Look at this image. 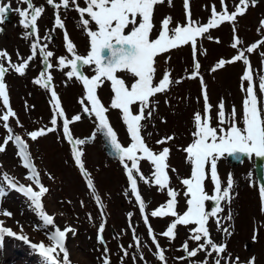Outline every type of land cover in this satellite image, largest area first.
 <instances>
[{
  "label": "snow or ice",
  "instance_id": "obj_1",
  "mask_svg": "<svg viewBox=\"0 0 264 264\" xmlns=\"http://www.w3.org/2000/svg\"><path fill=\"white\" fill-rule=\"evenodd\" d=\"M167 2L169 5L171 4V0H167ZM19 3L27 6L26 8L17 7L15 9L20 17L19 23L26 30H29L28 35L34 37L35 42L31 44V55L19 64H13L8 53L0 51V61L7 60L8 62V67L0 63V100H2L3 108L6 109L0 115V121H3L8 133L3 142L0 143V153L6 151V147L10 142L14 144L22 166L28 173L25 178L30 183L26 185L14 180L7 173L0 174V202L8 195L9 190L24 196L30 202V206L36 212L40 221H42L43 229H52L47 232L48 240L51 242L50 246L40 243L31 244V247L39 252L45 264H72L66 241L70 238V234L75 235V230L67 226L61 229L56 224L55 218L46 212L44 197L49 193V189L41 182L40 173L37 171L29 153L28 143L20 135L14 134L12 127L8 123L10 117L16 118V113L10 107L9 94L5 83V75L9 68L20 76L25 75L26 69L29 68V63L37 56V53L43 58L46 69L53 67L48 61L53 57L54 53L46 50L47 44L41 46L37 29V21L42 16L44 8L35 6L32 0H19ZM162 3H165V0H84L86 6L81 7L77 0H59V3L56 0H47V4L57 10L55 28L65 29L59 10L61 8L67 10L72 6L79 13L80 25L89 37L90 43V50L87 55H79L76 51V46L69 39L65 30V47L71 58L60 57L57 63L61 71L66 68L70 69L66 72L68 80L75 79L82 84L85 95L79 102L83 107V112L88 116L94 117L96 133H100L106 138L126 169L131 195L135 197V201L143 215L144 223L148 226V235L152 240V244L155 245V255L161 261V264H167L165 252L149 224V215L145 214L146 203L138 188L137 178L145 184H154L160 191H167V196L169 197L167 202L150 213L151 217L173 218L166 231L160 235L172 241L176 238L178 225L194 226L190 229L191 235L189 238L196 242V248L190 250L186 241L182 246L186 257L177 259L194 258L197 257L198 253L204 252L207 257H213V253H215L213 257L214 264H221L222 260L225 261V264H241L239 257L232 260L224 255L227 252V245L216 243L213 240L208 223L210 218H215L218 229L226 235H232L229 227L221 225L219 214L224 211L223 207H221L222 202L230 204L232 201L234 180L232 175L229 174L226 186L222 185L218 173L219 162L228 157L237 160H240L241 157H248L249 159L255 157L256 159L264 160V108L260 106L253 83V70L249 59L245 56V51H238V54L231 60H219L211 69V71H216L223 68L225 64L238 61H242L246 66L242 76V81L247 82L246 88L242 84V91L246 92L242 106V127L238 126L235 107L226 116L223 100L217 106L216 120L218 121V126H212V105L209 103L206 85L201 80L204 99L203 116L199 112L194 114L195 130L192 133L193 141L183 149L186 153V161L191 165L190 177L181 179V184L185 188L184 195L187 197V209L183 214H179L176 210L179 193L169 186L170 166L168 159L170 149L163 147L161 151L154 152L145 143V139L142 136L144 127L142 121L152 116V110L150 109L151 98L157 94L166 93L173 83L180 82L172 80L171 74L166 72L162 74V78L158 83H154L157 71L156 58L162 53L185 45L191 46L195 58L198 38L204 37L210 29L216 28L224 22H230L235 25L237 18L243 16L250 5L254 6L256 0H239L235 10L231 12L228 11L225 0H221L223 10L218 12L213 6L211 18L206 25H197L192 21L190 11H188L189 0H184L188 23L183 26L177 25L173 28L170 27L172 23L171 17H165L161 21L158 36L152 39L154 9L155 6ZM9 11H11V5L0 2V24L4 23ZM91 25H94V30ZM260 27L264 29V21L260 22ZM126 30L128 31L126 32ZM2 31L3 29L0 28V32ZM233 31H236L235 27H233ZM208 38L211 39L210 36ZM45 39L50 41L51 36H46ZM240 43L239 38L234 37L231 46L237 49ZM260 45H264V40L248 47L246 49L247 53L254 52ZM82 66L92 68L95 75L91 77L85 75ZM194 69L192 78H196L199 74L200 64L198 61L195 62ZM121 72L130 74L134 78V82L130 85L127 84L125 79L117 75V73ZM40 77L34 83L45 88L51 94V103L54 109L50 122L52 127L31 131L27 135L32 141H36L49 132H55L58 119H62L63 135L73 146L72 156L75 164L85 177L87 187L95 197L97 204L103 209L100 197L96 195V188L91 176L85 169L82 160L83 152L78 148L85 141L74 139L70 130V124L80 121L81 116L76 115L71 119L66 117L60 99L52 87V75L47 72H41ZM105 82L110 83L113 93L109 107L119 110L130 136L131 144L128 147H123L118 142L117 134L110 125L107 115L109 107H105L98 96V89ZM259 92L264 94V76L260 78ZM133 105L139 106L137 113L133 112ZM146 109L149 110L146 112ZM16 124L19 127H23L18 118H16ZM94 137L95 133L93 134ZM172 139L174 137H165L158 140L157 144H167ZM141 161H147L151 164V179L146 178L142 173ZM128 162H130V166ZM171 170L175 171V169ZM209 179L214 188L213 195H209L206 191L205 182ZM258 190L262 205L261 211L264 212V183L260 185ZM209 201L215 205L210 212L206 210V202ZM81 206H83L82 202ZM101 214L103 215V212ZM0 215L11 218L13 214L8 210L0 209ZM89 219H91L90 215ZM129 219H131V214H129ZM227 219H232L230 212L227 215ZM37 230H41L39 225ZM104 231L105 223L102 222L98 227L97 236L98 242L104 245L102 264H111L108 256L109 249L103 237ZM4 236L15 237L25 243H29L28 237L17 235L12 229L5 227L3 221H0V241L3 240ZM133 240L139 251L140 240L136 236L135 229H133ZM256 240L257 232L254 230L252 241L256 242ZM132 246L131 244L129 245V247ZM121 251L123 252V257L127 258L129 256L127 249H124L123 246H121ZM61 254L62 260L60 258ZM132 259L135 264L136 257L133 256ZM140 259H144L142 254ZM199 264H209V262L205 259L200 261ZM247 264H256L255 257H251Z\"/></svg>",
  "mask_w": 264,
  "mask_h": 264
},
{
  "label": "rangeland",
  "instance_id": "obj_2",
  "mask_svg": "<svg viewBox=\"0 0 264 264\" xmlns=\"http://www.w3.org/2000/svg\"><path fill=\"white\" fill-rule=\"evenodd\" d=\"M189 1L192 10L197 13L192 15L191 19L197 25L208 23L213 6L218 12L223 10L221 0ZM171 3L175 4L174 12L169 8L167 11L160 10L159 14L169 15L175 22L174 24L184 25L185 22H188L186 17L187 20L182 21V12L185 7L181 6L180 0H171ZM238 3L239 0H225L229 12L234 11ZM179 19L180 21H178ZM261 21H264L263 1H259L255 7L250 5L246 13L237 18L235 25L224 22L216 30L209 31L202 39H198V51L195 58L191 46L188 45L182 50L173 51L167 59H159L167 62V65L163 64L164 70L165 68L166 71H169V68L174 69L173 77L178 76L180 78H185V74H192L193 76L195 62H199V74L205 81L204 85L207 88L209 103L212 105V126L214 127L218 126L216 120L217 106L221 100L225 104L226 116L235 107L238 126H243L242 106L246 92L243 94L239 86L243 84L245 88L247 87V82L242 81L246 66L242 61H238L225 64L223 68L216 71H211L219 60H231L238 54V51H245V56L249 59L253 70L254 87L260 106L264 108V94L259 92L260 78L264 76V45H260L252 53L246 51L251 45L264 40V29L260 27ZM233 27L236 29L235 32ZM209 36L211 39L208 38ZM234 37H238L241 41L237 49L231 46ZM159 60L156 65L158 67L156 72L160 74L163 69H160L159 64L162 63ZM192 76H190L192 81L183 80L181 85L173 88V93L169 96L170 99L163 98L171 102L174 101L173 104L171 102L166 104L162 101L157 105L155 118L157 120V118L165 117V124L150 125V129L153 126L159 131V133L154 131L153 134H166L171 131L176 135L172 143L174 150L172 157L168 159V163L170 166L169 186L179 193L176 207L179 214H183L187 209V197L184 195L185 188L181 184V179L188 178L191 174V165L187 163L186 157L184 160L180 147L186 142L191 141L192 143V133L195 130L194 114L199 112L203 116L204 108L203 95H199L201 82L197 83ZM14 80L19 82L18 86L13 82ZM11 83L15 99L14 103H10V107L16 113V118L19 119L23 127L17 126L16 118L10 117L8 123L14 134L26 139L32 161L36 158L33 163L40 173L41 182L49 189V193L44 197L46 212L55 218L56 224L61 229L67 226L75 230V235L70 234V238L66 241L72 264H102L104 245H101L97 239L98 227L102 222L105 223L103 237L109 249L108 256L111 264H134L133 256L136 257L135 264H161L155 255V245L152 244L148 235V226L144 223L135 197L131 195L123 164L119 165L117 161L107 158L103 151V141L97 136L92 138L91 142L85 141L84 145L80 147L83 152L82 160L85 169L90 174L96 193L103 204L102 215L92 193L76 167L72 157L73 148L71 144L64 142V139L57 135V131L55 133L49 132L36 141H32L27 135L28 132L50 127L51 119L47 102H38L36 95L30 98V93L34 90L33 87L27 90L29 85L26 81V75L20 79L13 77ZM25 99L29 104L24 103ZM65 105L69 116L73 112H80L78 104ZM106 105L110 106V104ZM5 111L2 100H0V115ZM108 117L118 124H116V128L120 134L117 133V136L121 144L129 146L131 139L121 113L119 114L118 110L109 107ZM62 123L63 121L58 119L57 124H60L61 130L63 128ZM95 130L96 125L93 120L83 117L82 121L74 127L77 135L73 133V137L79 138L81 136L86 139ZM7 134L3 121H0V143L3 142ZM148 139L152 138L148 136ZM174 142L177 143L174 145ZM190 144L187 143V146ZM140 165L144 176L151 179L150 171L152 172V168L149 171V167L144 164V161H141ZM171 169H175V171ZM2 173H7L20 183L26 185L30 183L25 178L28 174L27 170L23 168L17 155V149L11 142L6 147V151L0 153V174ZM218 173L223 186H226L229 174L234 180L232 201L230 204L222 202L221 207L224 211L219 214L221 225L229 227L232 235L229 236L220 231L215 218H210L208 227L213 240L216 243L227 245V252L224 255L232 260L239 257L241 264H247L251 257H255L256 264H264V212L261 211V199L255 183L253 160H246L242 164L231 167L224 159L218 164ZM137 183L141 196L146 203L145 214L149 215V224L165 252L167 264H199L205 259L208 260L209 264H214L215 253H213V257H207L204 252H200L194 258L177 259L186 257L182 250L186 241L190 250L196 248V242L189 238L190 229L194 226L178 225L176 238L172 241L160 235L166 231L173 218L151 217L150 213L167 202L169 199L167 191H160L154 184H145L139 178H137ZM205 185L208 194L213 195L214 188L210 179L206 180ZM81 202L83 206H81ZM209 204L210 201L206 202V210L210 212L212 208ZM0 209L8 210L13 214L11 218L0 215V221H3L4 226L12 229L17 235L26 236L29 239V243H25L15 237L4 236L3 240L0 241L2 242L0 264H41L35 261L38 254L36 252L29 254L27 249L30 248L31 244L44 243L46 246H50L51 242L48 240L47 232L52 229H43L42 221L33 211L30 202L15 191H8V195L0 202ZM229 212L232 215L231 220L227 219ZM129 214H131V219H129ZM89 215L91 219H89ZM38 225L41 230H37ZM133 229H135L136 236L140 240L139 251L133 240ZM254 230L257 232L256 242L252 241ZM130 244L133 246L129 247ZM121 246L127 249L129 253L127 258L123 257ZM141 254L144 257L143 260L140 259ZM41 257L39 256L38 259ZM60 258L62 260V254ZM221 264H225V261L222 260Z\"/></svg>",
  "mask_w": 264,
  "mask_h": 264
},
{
  "label": "flooded vegetation",
  "instance_id": "obj_3",
  "mask_svg": "<svg viewBox=\"0 0 264 264\" xmlns=\"http://www.w3.org/2000/svg\"><path fill=\"white\" fill-rule=\"evenodd\" d=\"M0 2L11 5V11L7 16L6 22L0 24V28L3 29L0 32V51H6L11 58L13 64H19L23 60H26L31 55V44L35 42V38L28 35L26 30L20 23V17L15 11L17 7L26 8V5L20 4L19 0H0ZM59 3V0H56ZM81 7H85L84 0H77ZM32 3L35 6L43 7L44 12L42 16L37 21L38 35L40 37L41 46L47 44V51H52L54 53L53 57L49 59V63L53 65L51 69H46L43 58L37 53V56L29 63V68L26 69V81L28 82L27 90L30 87H33V90L30 93L31 96H37L38 102H46V98L43 97V93L39 92V85L34 83L36 79L41 78V72H47L52 75V87L56 91L60 103L64 104H81L79 101L84 97V89L82 84L73 79L68 80L66 77V72L70 69L60 70L58 66V59L60 57H70V54L67 52L64 41V32L65 30L68 33L69 39L76 46V51L81 56H86L90 50L89 37L87 36L85 30L80 25L79 13L74 10V7L70 6L69 9L65 10L61 8L59 14L61 19L65 24V29H56L55 28V17L57 10L52 6L47 4V0H32ZM87 18V17H85ZM94 30V25H91ZM127 32V30H126ZM51 36V40L45 39L46 36ZM3 63V62H1ZM5 67H8V62L5 60ZM82 70L85 75L89 77L95 75L92 68L87 66H82ZM23 76L15 73L13 69L9 68L8 72L5 75L7 84L12 85V78L20 79ZM118 76L126 80L125 73H117ZM18 86L19 82L17 80L13 81ZM13 86V85H12ZM51 97V94L49 93ZM98 96L101 99L102 103H111L113 93L111 91L110 83L105 82L104 85L98 89ZM26 100V99H25ZM27 101V100H26Z\"/></svg>",
  "mask_w": 264,
  "mask_h": 264
},
{
  "label": "water",
  "instance_id": "obj_4",
  "mask_svg": "<svg viewBox=\"0 0 264 264\" xmlns=\"http://www.w3.org/2000/svg\"><path fill=\"white\" fill-rule=\"evenodd\" d=\"M103 137H104V136H103ZM104 138H105V137H104ZM105 141H107L106 138H105ZM107 142H108V141H107ZM256 164H257L256 172H257L258 176L260 177V176L264 173V170H263V168H262L261 166L258 167V165H259V161H258V163H256ZM262 178H263V176H262Z\"/></svg>",
  "mask_w": 264,
  "mask_h": 264
}]
</instances>
